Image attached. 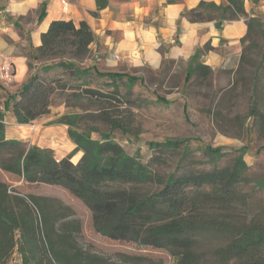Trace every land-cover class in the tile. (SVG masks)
<instances>
[{"label": "trees", "instance_id": "16d2710c", "mask_svg": "<svg viewBox=\"0 0 264 264\" xmlns=\"http://www.w3.org/2000/svg\"><path fill=\"white\" fill-rule=\"evenodd\" d=\"M110 1L95 0L96 10L92 14L96 16ZM206 10L220 11L219 19L215 20L219 31L224 21L247 17L244 0H226V4L200 1L181 15L192 22L211 21L213 18L206 16ZM44 16L45 3L41 5L38 21ZM258 17L247 19V32ZM93 41L94 33L85 21L77 25L72 20L49 23L48 29L41 34V45L31 48L28 54L29 76L16 92L8 93L3 102L0 168L22 177L27 183L62 186L89 209L95 232L113 240L167 249L174 257V264H203L205 253L200 236L205 232L219 235L217 245L210 250L214 264H264V225L239 226L232 220L219 219L207 209L243 202V195L236 186L244 180L245 147L235 150L238 155L231 166L160 174L148 163L129 154L109 133L93 139L91 130L74 128L77 114L61 115L50 122L67 125L68 137L75 144L59 159L51 149L37 145L17 150L20 142L6 138V111L14 115L18 124H29L49 113L53 95L59 92L70 90L68 96L76 99L124 102L117 87L103 91L82 81L71 85L49 75L61 69L74 79H81L93 71L110 78L113 83L124 78L133 83L135 78L129 74L102 72L95 64L82 66L89 58ZM200 55L201 49L195 48L188 59L185 81L196 70L201 74L209 71L207 65L199 62ZM256 98L254 94L249 108L251 115L256 111ZM105 117L111 129L126 132L116 118ZM189 141L166 139L149 145L168 151L182 146L184 156ZM222 149L207 146L206 152L217 155ZM78 151L82 155L77 161L73 155ZM147 185L155 189L145 191ZM52 201L47 197L22 195L0 183V264H8L14 257L18 260L16 264H114L79 246L74 236L78 227L63 220L69 209L54 205ZM131 259L135 263L159 264L144 256H131Z\"/></svg>", "mask_w": 264, "mask_h": 264}, {"label": "rangeland", "instance_id": "374dc122", "mask_svg": "<svg viewBox=\"0 0 264 264\" xmlns=\"http://www.w3.org/2000/svg\"><path fill=\"white\" fill-rule=\"evenodd\" d=\"M204 12L212 20L220 17V11ZM149 20H144V23H150ZM246 34L240 42L239 59H235L231 52V59L219 64L207 62L205 55L209 54L212 47L209 42L203 43L199 47V62L207 65L209 71L201 74L196 70L188 81H185L188 59L167 61L162 58L158 64L151 60L145 61L138 38L137 47L133 48L131 57L125 60L113 50L107 57L111 63H107L105 57L93 54L91 57L90 52L89 57L99 71L129 74L135 81L131 83L124 78L113 83L110 78L99 76L93 71L81 79H74L61 69L49 75L62 78L71 85L82 81L103 91L117 87L124 102L76 99L68 96L70 90L59 92L53 95L49 113L39 117L42 128L57 124L50 122L61 115L77 114L74 128L79 131L91 130L93 139L109 133L129 154L148 163L154 172L160 174L231 166L238 155L235 150L245 147L244 180L236 186V190L243 195V202L226 208L209 206L207 209L208 213L219 219L232 220L239 226L264 225V15L252 22ZM169 45L171 43H165L159 49L162 56ZM86 64L87 61L82 66ZM254 94L257 97L256 111L251 115L249 108ZM105 116L116 118L126 128V132L119 128L111 129ZM36 122L22 128L23 134L28 137L15 139L20 142L17 150L31 145L30 135L35 130ZM166 139H189L186 155L183 156L182 146L168 151L149 145ZM207 146L223 149L220 154L212 155L206 152ZM52 151L58 158L54 148ZM0 183L22 195L47 197L54 200V205L66 206L69 210L63 220L78 227L74 236L79 246L86 251L98 254L114 264H145L144 261L135 263L131 256H144L159 264H174V257L167 249L113 240L95 232L89 209L62 186L27 183L22 177L1 168ZM154 189L152 185L145 187V191ZM212 234L205 232L200 236L205 253L203 264H214L210 250L217 245L219 235ZM262 253L264 255V250ZM17 261L14 257L8 264H16Z\"/></svg>", "mask_w": 264, "mask_h": 264}, {"label": "crops", "instance_id": "0c3cea01", "mask_svg": "<svg viewBox=\"0 0 264 264\" xmlns=\"http://www.w3.org/2000/svg\"><path fill=\"white\" fill-rule=\"evenodd\" d=\"M200 1L226 4V0H111L94 16L95 0H0V53L10 58L15 74L10 86L0 83V111H3L7 94L18 89L29 76L28 54L31 48L41 45V34L52 20H72L76 25L85 21L94 33V41L90 45L91 57L92 54L105 57L107 63H111L107 58L111 50L120 54L122 60L130 58L133 48L138 45L136 38L143 50V59L154 64L162 58L186 61L195 48L205 42L212 47L205 55L209 64L229 61L231 52L235 59H239L240 42L248 29L247 19L264 15V0H244L247 17L224 21L220 31L215 27V20L192 22L181 15ZM43 3L45 16L38 21ZM147 19L150 23H144ZM165 43L171 45L164 49L162 56L159 49ZM91 57L86 60L87 64H95ZM36 121L35 130L30 135L31 145L54 148L58 158L75 147L67 136L66 125L51 124L42 128V120L38 118ZM4 122L6 138L28 137L22 131L27 124H18L10 111L5 112ZM81 155L82 152L78 151L73 156L78 160Z\"/></svg>", "mask_w": 264, "mask_h": 264}, {"label": "built area", "instance_id": "2783aa9c", "mask_svg": "<svg viewBox=\"0 0 264 264\" xmlns=\"http://www.w3.org/2000/svg\"><path fill=\"white\" fill-rule=\"evenodd\" d=\"M116 58V55H113ZM14 70L12 61L7 55L0 53V83L10 86L14 81Z\"/></svg>", "mask_w": 264, "mask_h": 264}, {"label": "bare ground", "instance_id": "6f19581e", "mask_svg": "<svg viewBox=\"0 0 264 264\" xmlns=\"http://www.w3.org/2000/svg\"><path fill=\"white\" fill-rule=\"evenodd\" d=\"M27 136V135H26Z\"/></svg>", "mask_w": 264, "mask_h": 264}]
</instances>
